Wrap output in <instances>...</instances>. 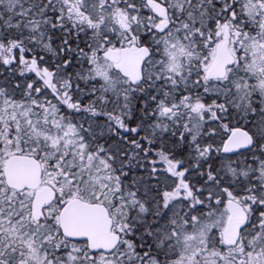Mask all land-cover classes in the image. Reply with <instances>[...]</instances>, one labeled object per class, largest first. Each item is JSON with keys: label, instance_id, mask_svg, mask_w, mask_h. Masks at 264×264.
Wrapping results in <instances>:
<instances>
[{"label": "snow or ice", "instance_id": "obj_1", "mask_svg": "<svg viewBox=\"0 0 264 264\" xmlns=\"http://www.w3.org/2000/svg\"><path fill=\"white\" fill-rule=\"evenodd\" d=\"M0 264H264V0H0Z\"/></svg>", "mask_w": 264, "mask_h": 264}]
</instances>
